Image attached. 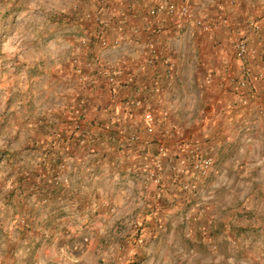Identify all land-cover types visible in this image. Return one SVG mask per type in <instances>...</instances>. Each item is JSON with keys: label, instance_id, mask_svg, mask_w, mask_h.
I'll use <instances>...</instances> for the list:
<instances>
[{"label": "rangeland", "instance_id": "374dc122", "mask_svg": "<svg viewBox=\"0 0 264 264\" xmlns=\"http://www.w3.org/2000/svg\"><path fill=\"white\" fill-rule=\"evenodd\" d=\"M126 1L136 0H0V264H106L115 251L145 264H264V0H193L218 24L209 32H178L169 21L162 45L178 64V106L138 108L157 117L168 109L176 124L159 118L155 130L161 122L159 131L173 135L154 136L152 156H137L131 169L128 154L103 148L96 126L85 123L88 112L104 113H94L93 94L89 106L78 99L73 78L80 41L96 27L87 13L129 37L93 60L107 64L138 41L120 23L134 25ZM235 10L260 28L241 26L228 14ZM240 37L257 50L248 62L235 55ZM133 136L120 140L130 151L141 142ZM191 146L214 164L187 192L177 178H193ZM158 158L160 185L144 167Z\"/></svg>", "mask_w": 264, "mask_h": 264}, {"label": "crops", "instance_id": "0c3cea01", "mask_svg": "<svg viewBox=\"0 0 264 264\" xmlns=\"http://www.w3.org/2000/svg\"><path fill=\"white\" fill-rule=\"evenodd\" d=\"M145 0H136L135 2L126 1L124 4V8H118L121 9V11H131L134 19L131 18V23L134 25H145L147 29L145 31H142L141 36L136 37L138 41H133L134 44L130 45L128 50L126 52H123L122 54H119L115 60H110L112 58H109V62L107 65L112 66L113 69L117 70L122 77L123 82L114 87L110 86L104 77L102 76L101 72L95 68L94 66L91 67H84V74L88 75V79H83V76H80L79 73H77L76 70H74V76L77 86L75 87L77 89L76 94L78 95V99L81 100L83 98H86V102H88V106L90 104V94H93L94 99L92 100L94 113H104V115L98 116L92 115L90 116L89 112L85 115L86 120L85 123L88 125H91L90 127L96 126V130L94 132L95 138L98 139V141L106 140V143L103 144V148L106 147L107 144L114 145L115 153L117 152L118 155L121 154H128V159L125 162V167L131 169L132 167H135L138 163L134 159L137 156H140V162L141 160H146L150 158L152 155L149 154L150 148H148V144L151 141V139L154 136H163L165 135V132L167 130H161L159 131V128L161 125H165L163 123L158 124V129H156L153 133H148L146 130V124L143 121L144 112L141 111L138 108V106L135 104V99H141L142 105L145 106V104L148 105H155L159 102V104L163 106H167V104L173 105L175 108L177 103L175 102V99H177V94L179 91L178 86L180 83L177 81H170L166 76L164 72V64L162 61V56L164 54L163 50V42L166 39L165 34L160 36H151L152 39L155 40L157 47L161 50L159 53V56L157 58L156 64L152 65L148 63V57L150 55V51L147 47V39L150 38L151 31L148 29L149 25L147 24L149 19L148 17L144 18L143 14L146 15V9L147 7L154 5V4H160L165 3V0H158L154 3L144 2ZM192 5L194 7V3L192 1ZM219 6L220 4H216ZM215 9V8H214ZM122 13V12H121ZM229 15H233L237 22L241 24V26H245V28H248L249 30H254L251 26V23L249 21V17L241 12L235 11H229ZM245 16V18H244ZM167 18V19H166ZM147 20V22H146ZM169 18L168 16H161L158 19V23L163 25L164 27L169 26ZM190 29H196L198 27H193L191 25L188 26ZM114 29V30H113ZM122 28H112L108 32V36H114L118 34ZM212 31V30H211ZM165 32V31H164ZM209 32V31H208ZM228 33L225 31L221 32L218 37L216 38H223L226 37ZM165 36V37H164ZM94 45V46H93ZM83 49H79V51L82 53L80 57V60L82 63H87L93 60L94 53L97 49H100V46L97 44H92L89 46H81ZM106 64V63H105ZM46 69V68H44ZM56 76L57 74L62 75L63 70L58 71L55 70ZM178 72V70H177ZM54 73V72H52ZM67 73V72H66ZM71 73V72H70ZM69 74V72L67 73ZM179 80V79H178ZM160 86L161 91L156 93L154 91V87ZM82 97V98H81ZM73 101V100H72ZM174 102V103H173ZM173 103V104H172ZM72 107H74V104H70ZM69 107V103L67 104ZM87 106V108H88ZM98 109V110H97ZM88 110V109H87ZM168 110V109H167ZM145 111V110H144ZM88 116V118H87ZM168 118V121L170 123L176 124L174 118ZM80 118H84V116H81ZM171 120V121H170ZM168 121L165 123L167 124ZM110 123L111 129L109 132H106L105 129L102 127V124L104 123ZM69 123V122H68ZM172 123V124H173ZM94 131V130H92ZM164 133V134H163ZM132 135H140L141 136V142L136 143V147L134 150L130 151V149L124 148L123 143L120 141L122 138H124V141H128L130 139V136ZM149 139V140H148ZM154 139V138H153ZM101 142V141H100ZM129 143V141H128ZM131 144V143H130ZM98 148V146L96 147ZM145 151V153H144ZM140 152H142L140 154ZM112 155V159L114 160V163L116 162V155ZM153 154V153H152ZM135 162H132V161ZM126 250V249H125ZM128 250V249H127ZM121 256V253L119 251H115L110 254V258L105 261L106 264H145L146 262L142 259H139L138 256H135V254H128ZM123 257V258H122ZM81 258H76L75 260H80ZM123 259V260H122ZM84 264V263H82ZM88 264V263H86ZM93 264V263H91ZM94 264H104L101 262H95Z\"/></svg>", "mask_w": 264, "mask_h": 264}, {"label": "built area", "instance_id": "2783aa9c", "mask_svg": "<svg viewBox=\"0 0 264 264\" xmlns=\"http://www.w3.org/2000/svg\"><path fill=\"white\" fill-rule=\"evenodd\" d=\"M192 1L193 0H165L164 4H154L147 7L146 15L149 18L148 23H150V25L148 23L147 24L149 25L148 29L151 31L150 38L146 41L147 47L150 51L148 63L152 65L156 64L157 58L161 51L159 47H157L155 40L151 37L164 34L165 27L158 23V19L161 16H168L170 23L172 22L171 27L178 32L188 28L189 25L201 28L204 31H211L218 27V24L215 21L210 20L205 16L199 15L197 10L193 7ZM234 1L235 0H232L231 2ZM86 16L87 19H90L95 23L96 27L94 32H90L88 35L81 39V46L97 44L102 49H117L120 48L126 42V40H128V34L122 27V30L118 34L112 37L108 36L109 30L112 28V22L104 19L100 13H87ZM120 23L123 26L129 27L128 32L131 37H139L141 36L142 31H145L147 29V27L144 28L146 24L143 26L131 25L128 18L120 20ZM251 26L254 30H258L260 28L259 22L254 20L251 21ZM256 53L257 50L251 49L244 37H240L235 42V55L242 62H248L249 57L256 55ZM80 61L81 60L78 57L73 58L74 67L76 68V71L80 74V76H83L84 74V67L94 66L101 72L102 76L110 86L116 87L123 82L122 77L117 70L113 69L110 65L101 63L98 58L87 63H81L82 61ZM162 61L164 64L165 76L170 81L173 80L178 70V64L174 58V55L169 50H165L162 56ZM83 79H88V75L84 74ZM247 81V79L241 80L239 81V85L246 86L248 85ZM154 91L156 93L160 92V86L154 87ZM135 104L141 105V99H135ZM144 115L146 130L150 133H153L155 131L158 119L160 118L166 122V120L169 118L170 112L165 109L162 111L160 117H157L153 111L147 109ZM166 134L167 136H171L173 135V132L171 130H167V132H165V135ZM133 138H136V135H134ZM191 147L192 148L188 149V151L193 156V160L190 166L192 173L191 176H193V178L189 179L188 181H183L180 180V178H177V180L179 179L182 188L187 192H194L196 190V186L198 185L197 180L199 178L207 176L213 169L214 164V160L211 156L202 154L200 148L196 146ZM158 152L162 155H166L167 147L165 145H160ZM144 167L147 170V175L149 176L151 181L156 183L157 185H160L165 168V164L163 163V161L158 158V160H155L153 163L146 162L144 164Z\"/></svg>", "mask_w": 264, "mask_h": 264}, {"label": "trees", "instance_id": "16d2710c", "mask_svg": "<svg viewBox=\"0 0 264 264\" xmlns=\"http://www.w3.org/2000/svg\"><path fill=\"white\" fill-rule=\"evenodd\" d=\"M106 142V141H105Z\"/></svg>", "mask_w": 264, "mask_h": 264}]
</instances>
